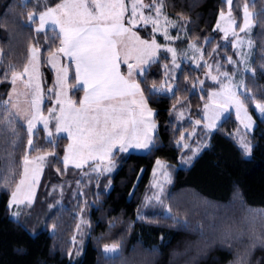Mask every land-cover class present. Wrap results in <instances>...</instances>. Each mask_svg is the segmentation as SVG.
I'll list each match as a JSON object with an SVG mask.
<instances>
[{"label":"trees","instance_id":"16d2710c","mask_svg":"<svg viewBox=\"0 0 264 264\" xmlns=\"http://www.w3.org/2000/svg\"><path fill=\"white\" fill-rule=\"evenodd\" d=\"M59 1L48 0L46 5L44 0H0V101L6 100L11 88L9 79H4L9 65L22 70L30 45L41 49L42 78L44 86L49 84L52 72L46 56L56 48L58 35L50 28L37 33V17L29 22L28 13L37 15ZM245 3L255 14L252 73L244 78L252 98L245 105L256 120L249 134L251 156L243 154L233 137L237 126L233 113L211 132L203 126V104L216 88L208 80L198 86L205 66L183 62L171 94H150L153 84H160L164 78L165 63L169 64L168 56L161 53L137 80L148 107L155 112L154 146L145 153L116 151L114 172L90 178L85 190L89 234L82 254L75 258L69 254L82 202L68 188L60 201L57 192L51 191L67 174L81 175L82 168H65L62 162L68 139L55 135L46 140L38 129L29 150L22 123L15 122L18 137L13 136L7 123L0 125V264H264V116H256L252 108L253 101L264 103V0H233L232 11L238 20ZM163 8L171 18L186 22V37L176 41L177 45L194 41L207 56L220 41L214 25L218 13L226 8L225 0H164ZM136 31L162 42L148 25ZM217 50L221 56L233 54L228 47L219 46ZM77 94L78 89L72 90L73 97ZM181 101L186 103L187 115L179 120L173 106ZM46 107L47 103L44 111ZM7 115L6 107L0 104V120ZM188 118L201 124L190 136ZM184 138H188V147L198 145L200 140L206 143L190 159L189 166L172 172L163 203L140 212L155 160L176 164L180 156L192 152L181 144ZM41 152L55 155L48 156L31 206L24 207L17 219L12 218L8 201L20 178L23 158L26 153ZM10 170H14L11 178ZM5 182L7 187H3ZM166 207L169 213H165ZM108 243L118 244L119 252L105 256L102 246Z\"/></svg>","mask_w":264,"mask_h":264},{"label":"snow or ice","instance_id":"6c2138e0","mask_svg":"<svg viewBox=\"0 0 264 264\" xmlns=\"http://www.w3.org/2000/svg\"><path fill=\"white\" fill-rule=\"evenodd\" d=\"M250 2L254 3L255 0H250ZM226 3L228 4L227 14L221 10L220 18L229 21L234 29L237 20L232 15L233 0H226ZM163 7L164 0H151L150 3H144L143 0H128L127 4L125 0H70V2L57 4L55 8H47L46 11L39 13L37 33L45 30L48 25L59 27L60 47L51 53L48 57V63L55 68L54 61L58 54L62 53L64 56L70 57L71 62L75 64V78L77 82L82 81L85 92L84 98L79 101V108L75 107L71 100L62 98L67 95L68 67H62L58 70L56 84L53 88L48 89L49 93L55 94V104L59 105L60 108V113L56 116V132L58 134L67 132L68 139L72 141L65 149L63 158L65 168L70 163L79 169L88 161L94 162L99 159L103 162L109 155L114 154L113 149L117 146L122 153L133 148L149 151L154 146V137L151 134L156 128V125L151 121L153 112L147 106L140 84L131 78L141 65H146L150 61L154 62L155 50L160 46L155 39H152L151 42L141 40L132 29L143 23L144 25L152 24L153 33L159 31ZM145 9L150 11L154 9L155 17L145 15ZM129 11L131 15L126 16ZM254 15L248 10V3H245L240 33L251 31L254 26L252 19ZM35 18L36 14L34 12L28 13L29 22L34 21ZM125 20H127L128 27L125 26ZM164 23L175 26V22L169 21L167 17H165ZM217 28H220V21L217 22ZM220 30L224 31V38L227 39L229 35L227 29ZM232 35L237 37V41L241 40L235 30H233ZM164 36L166 40L170 39L167 27L164 28ZM117 37L120 39L117 40ZM125 37H128L127 42H125ZM176 38L179 39V37ZM118 44L124 47L123 63L128 68L127 78L121 74V49ZM138 45L143 47H138ZM248 45L250 48L252 47L251 40L248 41ZM189 47L195 48V44H190ZM233 47H237V44L234 43ZM167 51L172 53V62L175 65V49L168 48ZM137 52L140 55L134 56L133 54ZM145 52H147V58L144 57ZM40 53L39 46L30 45L28 48V61L24 64L22 71L17 72L14 65H9L13 90L8 94L9 100L0 101V104L5 106L11 105L7 109L8 115L4 120H0V125L7 123L13 136L18 137L15 122L17 118L24 121L27 124L29 150L33 147V136L36 134L38 122L43 123L47 136H52V133L48 130L49 119L55 112V108H50L48 110L49 117L39 115L43 98L40 82L41 73L39 71ZM131 60L137 62L132 63ZM228 63H233L231 58L228 59ZM165 67L167 68V65ZM217 68H219V65H217ZM142 72L143 69H141ZM222 75L229 79V84L223 86L226 97L225 103L236 106L238 119H240V113L244 112V120L241 122L244 124L245 129L250 130L252 120L247 114L245 103L246 101L250 102L252 98L249 96L246 86L243 82L234 86L231 83V77H228L227 73ZM25 77L27 79H24ZM4 79H8L7 73H5ZM212 79L217 78L212 77ZM17 81L24 84V92L16 90ZM73 87H76V85H73ZM233 87L237 91H233ZM239 89H245L242 93L244 99L240 98ZM167 90L171 91V86ZM162 91H165L163 86L157 88L153 84L150 94ZM14 95L17 98L20 96L25 97L23 104L27 107L21 108L19 99L13 102L12 97ZM173 107L175 108V105ZM207 107L205 105L206 109ZM254 107L260 114L264 115V103L257 102ZM205 118L207 119V115ZM219 118L220 112L214 113L211 123L207 127H216V120ZM245 121L247 122L245 123ZM195 123L199 124L200 121ZM2 130L0 129V131ZM12 144L14 147L15 140L12 141ZM239 144L243 154L250 155L251 146L244 137H241ZM185 146L187 147V145ZM47 155H55V153L37 156L32 160L25 154L23 173L15 189L11 192V199L8 202L9 207H19L22 204L31 206L33 203L32 197L34 196L33 185L38 182L40 165L45 161ZM190 159L186 162H190ZM30 164L37 165L31 170V175H29ZM157 165L163 167L160 161H157ZM92 170L100 171V165L98 164ZM103 171H111V167L105 166ZM13 176L14 170H10L9 177ZM165 176H167V173H165ZM24 186H26V191L23 198H21L20 194ZM3 187H7V182ZM12 215L18 218L19 212H14ZM79 228L80 225L78 224L77 230ZM118 247V245H106L104 250L105 252H114Z\"/></svg>","mask_w":264,"mask_h":264},{"label":"rangeland","instance_id":"374dc122","mask_svg":"<svg viewBox=\"0 0 264 264\" xmlns=\"http://www.w3.org/2000/svg\"><path fill=\"white\" fill-rule=\"evenodd\" d=\"M28 1L35 2L37 0H22V2H28ZM42 1L43 0H41V2ZM44 2H46L45 4L47 5L48 0H44ZM65 2H70V0H60L58 3L62 4ZM125 2L127 4L128 0H125ZM143 2L146 3L144 0H143ZM225 3H226V0H225ZM50 7H52V6H50ZM243 10H244V6L241 7V10H240L241 15H240L239 20L234 16L233 11H232L233 17L237 20V25L235 26L234 29H233V26L230 24L229 21H227L226 19L221 20V18H220V12L221 11L218 13V16H217V19H216V22L214 25V29L219 33V40L220 41L216 42L212 46V48L209 50L208 55L205 56L203 54L202 47L194 41H189L186 44L182 43L181 45H179V44L177 45L175 43L176 41H179V42L183 41V39L186 37V27H185L186 22H184V20L182 18H179V17L171 18L170 16L167 15V13L165 12V10L163 8V13L160 16V30L155 32L154 34L155 35L157 34L162 39L161 46L159 47L157 53L158 54H160V53L166 54L168 56V59H169V64L165 63V65H167V68L164 66V69H163L164 78H163L162 82L156 86H157V88H160L161 86H163V88L165 89V91H162L160 93L171 94L173 92L174 88L176 87L175 79L177 77L178 71H179L183 62H188L192 66H195V67H198L201 65L205 66L203 78L198 81V86L201 87L202 82L204 80H208V81L212 82L213 84H216V88H214L210 91L207 101L203 104L202 114H201V121L203 122V126L208 131L211 132L222 122V120L224 118H226L230 113H233V115L235 116V119L237 121V126L233 131L234 139L236 140V142L240 146L239 141H240L241 137H244L250 143V146L252 149V144L249 140V134L252 132L253 128L255 127V124H256L255 117L251 113L249 108L245 105V107L247 108V114H248V116L251 117V120H252L251 129L250 130L245 129L244 124L241 122L242 120H244V112L242 111L240 113V119H238L236 106L234 104H226L225 103L226 97L224 94L223 86L229 84V79L226 78L224 75H222L223 73H227V76L231 77L232 85L235 86V85L240 84V82L244 83L245 74L252 73L251 61H252V53H253V41H252L251 33H252L253 28L248 33H240V26L243 24ZM248 10H249V12L254 13V11L250 10L249 8H248ZM223 11L225 12V14H227V11H228V4L227 3H226V8ZM144 12H145V15H151V16L155 17L154 9L151 11L149 9H145ZM35 14H36V12H35ZM130 15H131L130 11L128 13H126V16H130ZM36 17L39 18V14H37ZM165 17H167V19L169 21H174L175 26H173L171 24H165L164 23ZM253 17H252V19H253ZM218 21H220V28H217V22ZM253 22H254V19H253ZM148 25L150 26V28L153 32V25L152 24H148ZM38 26H39V23L36 26V28ZM140 26H144V24L141 23ZM48 27L50 29H53L52 26H50V25L46 26V29H49ZM165 27H167L168 36L170 37V39H167V40L165 39V36H164V28ZM220 29H227V31L229 33L227 39L224 38V31H221ZM233 30H235V32L239 34V36L241 38L240 41H237V37L232 35ZM176 37H179V39H177ZM124 39L126 40V38H124ZM249 40L252 41V47L251 48L248 45ZM209 41H210V39H208V42ZM234 43L237 44V47H235V48L233 47ZM190 44H195V48L189 47ZM219 46H221L222 48H226V47L231 48V50H233V54L232 55L223 54V56H221L217 50V48ZM59 47H60V42L58 39L57 46L52 52H55ZM118 47L121 48L122 45L118 44ZM168 48H173L176 51L175 65L172 62V53L167 51ZM51 53H49L48 55H50ZM48 55L46 56V65L51 70V67H53V66H52V64L48 63V59H47ZM229 58L232 59L233 63H228ZM27 61H28V58H27ZM27 61H26V63H27ZM2 62H3V52L0 49V64H2ZM54 63H55V61H54ZM71 65L74 66L75 64L74 63L73 64L67 63V66L64 65V67H68V71H70ZM217 65H219V68H217ZM209 66H211V68H209ZM56 68H58V67L56 66L55 69ZM22 70H19V71L16 70V71L20 72ZM58 70H55V84H56V80H57ZM39 71H40L41 76H42L41 63H40ZM51 72H52V70H51ZM6 73H7L9 81L11 82V71L8 69ZM41 76H40V82H41ZM68 77H69V74H68ZM212 77H216L217 79L213 80ZM24 79H27V77H25ZM52 80H54V74L53 73H52V77L49 80V84L52 82ZM42 82H43V85H45L44 79H42ZM49 84L44 86V87L49 86ZM69 85H70V87H72V90L75 89L73 87V83H71V82L69 83L67 80L66 91H69V89H70ZM169 86H171V89H172L171 91L167 90L169 88ZM194 87H196V85H194ZM151 89H152V87H151ZM12 90H13V85L11 83V88H10L9 92H12ZM16 90L18 92H24L25 91L24 84L20 81H17ZM232 90L237 91V89L235 87H233ZM238 91L241 93V96H240V98H241L243 96L242 93L244 92V89H239ZM9 92H8V94H9ZM217 93H219L220 95H215ZM79 96H80V94L79 95L77 94V98H75V97H73V95L72 96L66 95V97H62V98L69 99L71 101L74 100L76 102V101H79V98H80ZM51 98L53 99L51 93L48 92V87H47V89L43 92V98H42V102L40 104L39 115H42L44 117H49V111H44L45 110L44 108H45V103H49V100H50V103L52 104L50 108H54V105H55L54 101L55 100L52 101ZM17 99H19L21 101V108L27 107V105L23 104V100L25 99V97L20 96L19 98H17L15 95L12 97L13 102H15ZM29 99H30V97H29ZM7 100H9V96H7L5 101H7ZM75 102H73L75 107L79 108L80 106H78ZM255 103H257V102L256 101L252 102V108H253L256 116L263 117L264 115L260 114L258 112V110L255 109V107H254ZM185 104H186L185 101L184 102L181 101L175 107L174 113L179 120L184 118V116L187 115V110H186L187 106ZM205 105L208 106L207 109L205 108ZM48 106H49V104H47V107ZM5 107H6V109H8L11 107V105L9 104ZM50 108H47L46 110H49ZM151 110L153 112V115L151 117V121L156 125L154 132L151 133L153 136L154 133L156 132L157 124L154 121V110L153 109H151ZM216 112H220V118L218 120H216V127L208 128L207 125L209 123H211L212 117H213L214 113H216ZM59 113H60V108L58 107V109H55V112L52 114L51 119H49V129L48 130L52 133L51 137L47 136V133L45 132V130L43 128V123H41V122L37 123L36 132L38 131V129H41L44 132V136H45L46 140H51L52 137L55 135L56 136H65L68 139L67 132H62L59 134L56 132V124H57L56 116H58ZM206 115H207V119L205 118ZM189 120H190V122H189V129H188L187 134H193V132L195 131V126L201 125V124L200 123L196 124L195 123L196 120L195 121L192 119H189ZM17 121L22 123V125L26 128V131H27V124L24 121L20 120L19 118H17ZM246 122L247 121H245V123ZM27 135H28V132H27ZM187 139L188 138H186V139L184 138L182 140L181 144L184 146L185 149L192 148V152L190 154L185 153L182 156H180L178 159V162L176 164H170L167 161L162 160V159H156L155 160L153 167H152V170H151V175H150L148 187H147V189H146V191L142 197V201L140 204V212H143L144 209H146L148 207L157 206V205H160L163 203L162 196L164 195V191H165L167 185L171 182L172 172L179 167L189 166L190 163L186 162V161H189V158H193L195 156L194 153L200 151L199 149H201L206 143L203 140H200L198 145L194 144V145H192V147H188V143L185 142V141H188ZM67 143L69 145L70 143H72V141H70L68 139ZM66 145H65V147H66ZM185 145H187V147ZM27 148L29 149L28 144H27ZM64 150H65V148H64ZM116 150H119L118 146L113 149V153ZM128 152L145 153L147 151L137 150V149L133 148V149H130ZM48 153H50V152H41V153H36L34 155H32L30 153L29 154L26 153V154L28 155L29 159L32 160L37 156H43V155H46ZM64 155H65V153L62 156V162H63ZM48 156L49 155L46 156L45 161H43V163L40 165V169H39V173H38V175H39L38 182L33 185V187H34V196L32 197L33 201H34L36 190H37V187H38V184L40 181V177L42 174V169H43L44 165L47 163ZM245 156L249 157V156H251V153H250V155H245ZM157 161H160V163L163 165V167L158 166ZM98 164L100 165V171H93L92 169L95 168ZM68 166L75 167L74 164H71V163ZM105 166L111 167V171H107V172L103 171V168ZM35 167H37L36 164H30L29 165V175H31V170ZM115 169H116V165H115L114 155L111 154L103 162H101L99 159H97L94 162L88 161L87 164L83 165L82 170H81V175H77V174L71 175V173H69V174H67L68 177H65L63 181L59 182L58 184H56L55 186H53L51 188L52 192H54V191L57 192V198L59 195V201H60L61 197L64 196L65 192L68 193V191L66 190L68 188L69 191L71 192V194L72 193L78 194V196L80 198V202H82L81 206L79 207V210L77 211V215H78L77 225L79 224L80 228H79V230H77V227H76V230L74 231V236L72 238V242L74 243V245H73V250L70 251L71 258L77 257L80 253L82 254V252H83L82 249H84L83 247L85 245V242L87 241V236L89 234V223L87 220V212L85 209V206H86L85 190L89 186V182H90L89 180L91 177H94V178L98 177L99 178L106 173L111 174L114 172ZM22 173H23V168H22L21 174ZM165 173H167V176H165ZM20 178H21V175H20ZM20 178H19V180H20ZM19 180H18V182H19ZM71 181H73V184L71 183ZM25 191H26V186H24V188H22V191L20 194L21 198H23ZM10 199H11V196H10ZM58 203L59 202H57V204ZM27 206H29V205L22 204L19 207H16V206L9 207L11 217L17 219V217H13L12 214L14 212H19V215H20L22 209L24 207H27ZM263 212H264V209H263ZM165 213H169V210L167 209V207L165 209ZM82 221H83V223H82ZM106 245L112 246V245H118V244H115V243L104 244L102 246V252L105 256L114 255V254L119 252V247L114 252H105L104 249H105ZM73 261H74V259H72V262Z\"/></svg>","mask_w":264,"mask_h":264},{"label":"crops","instance_id":"0c3cea01","mask_svg":"<svg viewBox=\"0 0 264 264\" xmlns=\"http://www.w3.org/2000/svg\"><path fill=\"white\" fill-rule=\"evenodd\" d=\"M61 3V2H60ZM60 3H57V4H60ZM147 3V2H146ZM57 4H55V5H53L52 7H48V8H55L56 7V5ZM43 11H46V9L45 10H43ZM42 11V12H43ZM37 20H38V23H39V18H37ZM38 23H37V25H38ZM36 25V26H37ZM50 26H52V28L54 29V30H56V32H57V35H58V39H59V42H60V37H59V27L58 26H55V25H50ZM125 26L126 27H128L129 25L127 24V20H125ZM149 26V25H148ZM137 27H140V24L139 25H137L135 28H133L132 29V31H134L139 37H140V39L141 40H147V41H149V42H151L152 41V39H155L156 40V43L159 45V46H161V43L162 42H160V41H158L155 37H151V38H146V37H143V36H141L137 31H136V28ZM49 28V27H48ZM130 35V34H129ZM126 38V40H125V42H127L128 41V37H125ZM117 40H119L120 38H116ZM138 47H143V46H139L138 45ZM120 48V47H119ZM121 49V59H120V63H121V74L122 75H124L126 78H127V73H128V68H127V66H126V64H124L123 63V59H124V56H123V51H124V47H123V45H122V47L120 48ZM159 49V48H158ZM158 49H156L155 50V60H157L158 59V57L160 56V54H158L157 53V51H158ZM51 55V54H50ZM50 55H48V57L50 56ZM134 56L135 55H140V53L139 52H137V53H134L133 54ZM48 57H47V59H48ZM144 57L145 58H147V52H145L144 53ZM154 60V61H155ZM130 62H132V63H136L137 61H135V60H131ZM67 63L68 64H73L72 62H71V58L70 57H66V56H64L62 53H60V54H58L57 56H56V59H55V65L58 67V68H53V67H51V70H52V73L54 74V80H52V82L49 84V86H47L48 87V89H50V88H53L54 87V85H55V70H58V69H60V68H62V67H64V65H66L67 66ZM152 62L150 61L148 64H146V65H141L140 66V69L138 68L137 69V71H136V73H134V75H133V77L131 78V79H133V80H135L137 83H138V77L141 75V74H143L144 73V71L148 68V66L151 64ZM71 70L70 71H68V74H69V79H68V82L70 83V78H71V76H72V78H73V85H76V87H74V88H76V89H78V95L80 94V98H79V101L81 100V99H83L84 98V95H85V92H84V87H83V83H82V81L81 82H77V80H76V78H75V65L74 66H72L71 65ZM141 69H143V72L141 73ZM72 73V74H71ZM42 76H41V88L43 89V92L47 89V87H44V85H43V82H42ZM69 91H67V95H71L72 96V87H70V85H69ZM51 95H52V97H53V99L51 98V100L52 101H54V100H56V96H55V94L54 93H51ZM144 98H145V95H144ZM137 99H139V97H137ZM145 100H146V98H145ZM73 102H75L74 100H72ZM79 101H76L75 103L78 105V106H80V104H79ZM55 102V101H54ZM47 104H49V106L47 107V108H50L51 107V103H50V100H49V103H47ZM148 106V105H147ZM58 107H59V105H57V104H55L54 105V108L55 109H58ZM46 108V109H47ZM148 108H150V107H148ZM151 109V108H150ZM46 111H48V110H46ZM154 114H155V112H154ZM154 121H155V119H154ZM155 134V133H154ZM153 137H154V135H153ZM69 143V142H68ZM68 143H67V145H68ZM67 145H66V147H67ZM66 147H65V149H66ZM116 151H119V150H116ZM115 151V152H116ZM114 152V153H115ZM65 153V152H64Z\"/></svg>","mask_w":264,"mask_h":264}]
</instances>
